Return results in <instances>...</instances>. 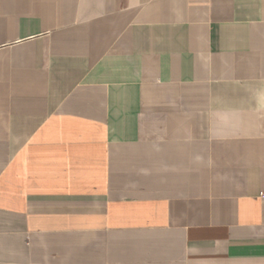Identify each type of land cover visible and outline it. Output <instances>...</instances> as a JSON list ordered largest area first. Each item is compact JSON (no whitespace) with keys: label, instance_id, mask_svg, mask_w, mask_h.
<instances>
[{"label":"crops","instance_id":"obj_1","mask_svg":"<svg viewBox=\"0 0 264 264\" xmlns=\"http://www.w3.org/2000/svg\"><path fill=\"white\" fill-rule=\"evenodd\" d=\"M0 264H264V0H0Z\"/></svg>","mask_w":264,"mask_h":264}]
</instances>
